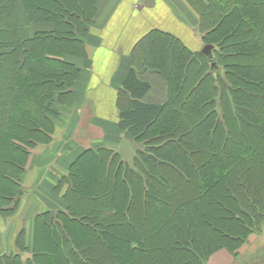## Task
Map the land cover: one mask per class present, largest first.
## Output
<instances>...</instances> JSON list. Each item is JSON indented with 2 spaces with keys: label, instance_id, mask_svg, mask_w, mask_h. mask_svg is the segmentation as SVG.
<instances>
[{
  "label": "trees",
  "instance_id": "obj_1",
  "mask_svg": "<svg viewBox=\"0 0 264 264\" xmlns=\"http://www.w3.org/2000/svg\"><path fill=\"white\" fill-rule=\"evenodd\" d=\"M98 2L0 0V221L29 195L39 209L0 264L26 253L25 264H207L219 251L264 264V0H184L213 56L158 28L132 47L108 122L130 139L131 160L129 143L119 154L73 134L62 175L55 163L24 182L34 150L62 131L80 72L68 58H85ZM142 73L163 102L146 100Z\"/></svg>",
  "mask_w": 264,
  "mask_h": 264
},
{
  "label": "crops",
  "instance_id": "obj_2",
  "mask_svg": "<svg viewBox=\"0 0 264 264\" xmlns=\"http://www.w3.org/2000/svg\"><path fill=\"white\" fill-rule=\"evenodd\" d=\"M97 8L95 19L86 25V34L80 36L85 45V58H68L80 68V72L74 87V99L67 104L58 120L57 127L62 132L66 131L63 134L65 136H71L74 132L73 127L66 128L70 119H67L68 112L82 108L84 104L100 120L114 125L117 119V90L130 67L125 48L131 50V44L136 43L149 30H165L184 41L192 51L200 52L202 49L195 29L197 16L184 0H99ZM20 28L23 37L31 35L32 26L24 27L21 23ZM184 39L189 40V44ZM80 117L76 113L78 122ZM56 143L48 150H34L35 169L28 171L24 182H30L28 176L33 172L40 179L43 171L55 163H59L57 169L63 174L73 158L72 155L62 154L58 146L60 142ZM32 197L29 195L26 198L14 221L10 224L0 221V255L16 251L13 239L19 224L31 225L33 216L39 210ZM207 264L236 262L228 252L219 251L210 257Z\"/></svg>",
  "mask_w": 264,
  "mask_h": 264
},
{
  "label": "rangeland",
  "instance_id": "obj_3",
  "mask_svg": "<svg viewBox=\"0 0 264 264\" xmlns=\"http://www.w3.org/2000/svg\"><path fill=\"white\" fill-rule=\"evenodd\" d=\"M26 30H27V28L24 29V31H26ZM184 40L189 44V40L188 41L186 39H184ZM136 43L131 44V45L134 46ZM124 45H126V44H124ZM128 49L129 48H125L126 53H127V58L130 55V50L128 51ZM148 72H150L151 74H154V72L152 70L148 71ZM144 75H146V76H144ZM144 75L142 73L143 78H147V79L152 81L151 82L152 87H151L149 93L146 96V100L147 101L157 102V103L163 102L162 92L165 91V88H162V84L159 85V84H157L156 81H154L153 79H150V77L147 75V73H145ZM89 108H90V106H89ZM63 111H64V108L62 107V112ZM91 112H92L91 109L88 110V107H87L86 104H84L82 106V108L73 109L72 112L71 111L68 112L67 119L69 117H70V119H69V122H68L67 126L71 127V128L73 127L74 128V130H73L74 132H72L71 136H68V135L65 136L63 134H66V131H64V132L59 131L54 136V140H56L58 143L59 142L62 143V149H61L62 150V154H65V151H67L69 149V148L67 149V147H69L68 144L73 142V141H71L70 143H66L65 142L70 137L72 138L73 134H75L73 140L77 141V138H84V137L87 138V134L89 133L92 136V139H93V140L89 141V145L90 144L91 145H93V144H95V145L96 144H101L103 146L110 147L111 149L115 150L119 154L122 151H124V150H122V148L126 147V144L129 143V146L132 147L133 150H131L129 152H126V153H121V156H122L123 160H127V161L131 160L135 149L133 148V145H132L130 139L128 138V136L123 134V133H120L119 131H117L113 127V125L111 126L108 123L103 122L95 114H92L93 112L92 113ZM76 113H79L81 115L80 122H78L76 120L77 118H75ZM85 116H86L87 119L85 118ZM92 118H94L95 120H98L97 126H96L97 128L95 127V125L93 123L94 120ZM83 120H85V121H83ZM68 127H66V128H68ZM105 127H107V130L105 129ZM60 138H61V140H59ZM82 142L85 143V146H87L88 141L86 139H85V141H82ZM62 173H64V171ZM261 234H264V228H263V232ZM257 240L258 239H254V241H257ZM261 240H263V238ZM250 251H253V249L248 250V252H250Z\"/></svg>",
  "mask_w": 264,
  "mask_h": 264
},
{
  "label": "water",
  "instance_id": "obj_4",
  "mask_svg": "<svg viewBox=\"0 0 264 264\" xmlns=\"http://www.w3.org/2000/svg\"><path fill=\"white\" fill-rule=\"evenodd\" d=\"M212 50H213V47L212 46H210V45H205V46H203L202 47V49L200 50V54L201 55H203V56H205V57H207L208 59H211L212 58V56H213V54H212ZM212 67H215V63H212L211 64V68ZM31 258V255L30 254H24L22 257H21V262H22V264H25L26 263V261L28 260V259H30Z\"/></svg>",
  "mask_w": 264,
  "mask_h": 264
}]
</instances>
